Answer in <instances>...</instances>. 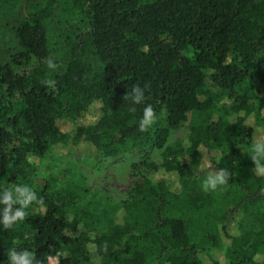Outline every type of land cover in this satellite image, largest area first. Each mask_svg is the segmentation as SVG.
Returning <instances> with one entry per match:
<instances>
[{
	"label": "trees",
	"instance_id": "16d2710c",
	"mask_svg": "<svg viewBox=\"0 0 264 264\" xmlns=\"http://www.w3.org/2000/svg\"><path fill=\"white\" fill-rule=\"evenodd\" d=\"M148 106L155 120L141 131ZM183 125L185 144L161 163H130L141 182L129 199L35 184L51 154L80 148L101 165ZM257 142L264 0H0V264L12 251L33 264H220V250L224 264H264ZM202 152L229 173L215 190L194 166ZM21 208L4 227L5 209Z\"/></svg>",
	"mask_w": 264,
	"mask_h": 264
},
{
	"label": "rangeland",
	"instance_id": "374dc122",
	"mask_svg": "<svg viewBox=\"0 0 264 264\" xmlns=\"http://www.w3.org/2000/svg\"><path fill=\"white\" fill-rule=\"evenodd\" d=\"M189 134V128L186 125L174 128L169 134L161 147L150 143L141 150H130L127 153H120L113 157L101 160V165H91L84 162V151L80 148H70L63 153H54L39 161V171L35 179V184L42 186L46 181L57 178L55 185L57 189L63 183L72 181L93 190L105 191L113 201L129 199L134 194L133 190L137 183L141 182L138 176L131 173L130 163L139 160L140 157L146 156V160L154 163H161L164 158L166 147H173L180 142L185 144ZM208 157L202 152L200 159L194 161L196 169L200 170L203 175V185L210 176L216 173L209 166ZM215 259L220 264L225 263L223 251H217L214 254ZM56 258H50L48 264H56Z\"/></svg>",
	"mask_w": 264,
	"mask_h": 264
},
{
	"label": "clouds",
	"instance_id": "9594fccd",
	"mask_svg": "<svg viewBox=\"0 0 264 264\" xmlns=\"http://www.w3.org/2000/svg\"><path fill=\"white\" fill-rule=\"evenodd\" d=\"M49 67H55V65L49 63ZM49 84H52V81L48 82ZM133 93L135 94L133 96V101L135 103H140L143 96H144V90L140 88L139 86L133 87ZM155 117L153 115V110L151 106H148L144 109V117L140 122L139 128L141 131H146L148 127L151 126V124L154 122ZM255 155L252 157L254 163L257 164L258 171L260 173H264V168L259 167V159L264 158V142H257L254 147ZM229 177V173L221 169L219 170L214 176H210L207 181H205L204 190L208 191L209 189L215 190L217 185H224L227 183ZM36 200V196L34 193H32L29 190V195L20 203L23 207H27L32 201ZM9 209H5V215L3 217L2 223L4 227H10L12 222L19 219H24V211L23 208L17 209L15 213L11 216L8 215ZM10 259L12 261V264H33L32 261V254L23 251L21 253H17L15 251H12L10 253Z\"/></svg>",
	"mask_w": 264,
	"mask_h": 264
}]
</instances>
